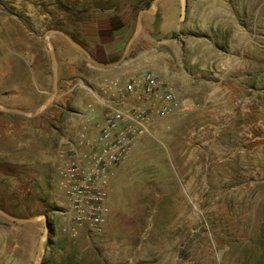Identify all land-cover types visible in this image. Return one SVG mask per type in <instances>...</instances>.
<instances>
[{"label": "rangeland", "instance_id": "rangeland-1", "mask_svg": "<svg viewBox=\"0 0 264 264\" xmlns=\"http://www.w3.org/2000/svg\"><path fill=\"white\" fill-rule=\"evenodd\" d=\"M51 1L0 0V37L3 41L0 43V63L7 61L14 77L19 72L22 74L17 85L27 91L14 97L18 104L33 103L29 101V89L37 91L40 86L34 79L37 71L48 76L47 89L53 92V64L45 41V33L52 29H48L45 21L60 26L86 49H94L97 41L103 38L117 39L120 44L118 59L134 32L138 11L152 5V0H66V15L58 24L55 15L48 19L45 13ZM33 5H36L35 10ZM38 22L44 24L42 28L37 27ZM162 24L168 31L178 25L186 38L195 41V53L212 54L211 62L217 70L250 72L257 66L259 85H264V0H184L183 12L181 0H158L153 14H142L140 30L125 60L153 53L158 40L176 36L170 32L167 37L162 35ZM54 55L58 71L59 64L63 66L67 58H57L55 52ZM83 66L86 70L88 67L100 68L85 55ZM143 71L153 72L147 69L138 74ZM75 81L71 78L64 84L59 81L58 71L57 97L30 119L35 124L34 142H26L27 145L16 150L4 152L0 149V207L12 215H46L48 219L53 215L55 174L52 164L60 136L59 126L68 111L79 107L85 97L83 87L70 89ZM56 99L62 105L57 104ZM34 102V109L29 112L41 104L37 99ZM166 118L163 126L168 122ZM163 126L153 130V136L143 135L112 170L106 238L87 236L84 231L77 237L48 234L39 264H264V174H260L258 185L253 189L239 192L235 189L240 185V177L234 160L229 164L231 179L223 186L226 185L229 197L228 209L237 219L210 216L207 205L196 204L195 231L188 239V245L179 240L177 252L172 248L165 254L155 247L161 242V233L155 236L153 227L160 230L167 225L169 215L158 216L156 209L160 207L153 204V198L156 191L169 192L173 185L166 155L168 132L165 129L169 126L165 125V129ZM28 136V132H23L21 140L25 141ZM2 145L8 147L9 143ZM155 171L159 172L155 174ZM246 198L249 201L252 198V204L246 206ZM0 221L3 228L0 264H37L42 251V220L29 224L31 228L20 234L22 247L17 255H11V245L16 244L13 229L25 226L1 215ZM168 238L170 240L171 236ZM148 239L154 240V247L145 252L144 244Z\"/></svg>", "mask_w": 264, "mask_h": 264}, {"label": "crops", "instance_id": "crops-1", "mask_svg": "<svg viewBox=\"0 0 264 264\" xmlns=\"http://www.w3.org/2000/svg\"><path fill=\"white\" fill-rule=\"evenodd\" d=\"M51 2L45 13L48 19H51L50 15H55L58 24H61V19L66 15V0ZM33 9H36V5H33ZM45 24L48 29H62L52 26L53 22L45 21ZM43 25L38 22L37 27L42 28ZM169 32L176 36L169 37ZM161 34L168 37L157 41L159 44L153 53H144V56L134 60L127 57L113 67H88L87 70L83 66L84 54L61 34H51L50 40L56 57L67 58L63 66H58L59 81L64 84L71 78L94 87L107 86L115 78L122 84L138 71L150 69L169 82L179 102L188 106L184 111L167 117L168 122H164L163 126V129L165 125L169 126L168 130L165 129L168 132L166 155L173 174V185L169 192H155L153 204L160 207L156 209L158 216L169 215V223L160 230L153 228L155 236L161 233V242L155 247L165 254L172 248L177 252L179 240L188 245V239L193 237L197 220L194 213L196 204L207 205L210 216L224 220L237 219L228 209L229 197L226 185L223 186L231 179L229 164L233 160L240 177V185L235 189L244 193L258 185L260 174H264V85H259L257 66L251 68L250 72L244 69L234 72L217 70L211 62L212 54L203 51L195 53V41L186 38L178 25L168 31L162 24ZM119 45L115 38H103L97 41L94 49L87 50L99 61H115L116 56L120 55ZM12 71L7 61L0 63V104L30 111L34 109L36 99L42 103L51 94L47 89L48 76L37 71L34 79L40 86L37 91L29 89V101L33 103L18 104L14 97L27 91L17 85L22 80V74L19 72L14 77ZM55 102L62 105L58 99ZM32 117L0 109L1 150H16L27 145L26 142H34L35 124L30 121ZM23 132L29 135L25 141L21 140ZM3 143H9L8 147ZM158 172L155 171V174ZM251 199L246 198L244 204H252ZM18 224L25 227L13 229L16 244L11 245V255L19 254L22 247L19 236L31 228V223ZM2 231L0 226V233ZM153 241L148 239L145 242V252L154 247Z\"/></svg>", "mask_w": 264, "mask_h": 264}, {"label": "built area", "instance_id": "built-area-1", "mask_svg": "<svg viewBox=\"0 0 264 264\" xmlns=\"http://www.w3.org/2000/svg\"><path fill=\"white\" fill-rule=\"evenodd\" d=\"M0 8V12H1ZM0 43H3L0 37ZM85 97L60 123L52 167L54 207L49 235L106 238L107 197L112 170L145 134L185 110L170 83L151 71L94 87L80 80Z\"/></svg>", "mask_w": 264, "mask_h": 264}, {"label": "water", "instance_id": "water-1", "mask_svg": "<svg viewBox=\"0 0 264 264\" xmlns=\"http://www.w3.org/2000/svg\"><path fill=\"white\" fill-rule=\"evenodd\" d=\"M157 2H158V0H152L151 8H143V9H140L138 11L136 26H135L134 32H133L130 40L128 41V43L126 45V48L122 52L121 56L115 61H99V60L93 58L91 56L90 52L84 46H82L78 42L74 41L66 32H64L61 29H52L49 32H46L45 33V41H46V45H47V48H48V51L50 54L51 62L53 64V83H52L53 84V92L49 95V97L43 103L40 104V106L35 111H32V112L22 110L19 108L6 107L2 104H0V109L4 110L6 112H14V113L23 114V115L32 117V116L38 115L44 108H46L57 97V95H58V87H57L58 71H57V67H56V59H55V55H54L53 45H52L51 40H50L51 34H53V33L61 34L73 47H75L80 52H82L87 57V59L92 64H94L95 66H99V67H103V68L113 67V66H116V65L122 63L125 60L126 53L129 49L132 41L136 38V36L138 35V32L140 30L142 14H144V13L153 14L157 9ZM181 9L183 12L184 0H181ZM0 215L3 216L4 218L8 219L9 221L17 222V223H35L39 220H42L43 231H42L41 236H40V247L42 248V251H41L39 261L37 263V264H39L41 262L43 256H44V252H45L43 242L47 238L48 233H49V222H48L47 216L46 215H37L34 217H18V216H15V215L8 213L7 211L2 209L1 207H0Z\"/></svg>", "mask_w": 264, "mask_h": 264}, {"label": "bare ground", "instance_id": "bare-ground-1", "mask_svg": "<svg viewBox=\"0 0 264 264\" xmlns=\"http://www.w3.org/2000/svg\"><path fill=\"white\" fill-rule=\"evenodd\" d=\"M194 208L197 209L196 205H194Z\"/></svg>", "mask_w": 264, "mask_h": 264}]
</instances>
